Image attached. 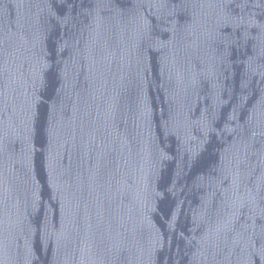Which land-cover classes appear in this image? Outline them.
<instances>
[{
	"label": "water",
	"instance_id": "1",
	"mask_svg": "<svg viewBox=\"0 0 264 264\" xmlns=\"http://www.w3.org/2000/svg\"><path fill=\"white\" fill-rule=\"evenodd\" d=\"M0 264H264V0H0Z\"/></svg>",
	"mask_w": 264,
	"mask_h": 264
}]
</instances>
